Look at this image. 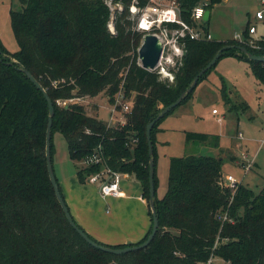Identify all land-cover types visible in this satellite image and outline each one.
Instances as JSON below:
<instances>
[{"label":"trees","instance_id":"16d2710c","mask_svg":"<svg viewBox=\"0 0 264 264\" xmlns=\"http://www.w3.org/2000/svg\"><path fill=\"white\" fill-rule=\"evenodd\" d=\"M222 1L176 0L189 23H193L195 6L207 3L211 11ZM22 2L23 10L12 13L19 50L10 53L0 42V264H206L212 255L229 264H264V187L256 194L241 183L232 193L220 182L223 158L212 155L170 159L167 192L162 198L157 193L155 196L159 228L148 247L116 255L89 244L69 223L50 180L46 159L48 102L20 69L30 71L48 92L55 109L52 134L56 129L64 135L72 161L83 162L101 151L102 163L78 167L79 182L85 183L90 175L106 168L127 173L140 183L142 197L149 204L148 124L162 106L178 99L222 49L221 58L244 60L264 84V63L249 60L239 47L257 55L264 52L234 39H188L183 64L170 83L139 62L144 33L135 29L130 8L133 3L143 7L148 0ZM110 23L115 32L109 29ZM212 69L200 77L198 84ZM225 85L223 82L222 94L229 104ZM121 89L127 98L135 94L131 110L125 113L127 123L121 126H110L89 115L83 105L58 103L96 97L101 92L114 103ZM168 115L152 130L155 188L156 135ZM185 134L188 141L208 144L213 140L214 147L220 146L219 135ZM53 151L52 139V156ZM225 211L233 222L218 219ZM150 215L153 223L151 209ZM152 226L132 245L143 243ZM88 235L101 245L127 246L105 244Z\"/></svg>","mask_w":264,"mask_h":264},{"label":"rangeland","instance_id":"374dc122","mask_svg":"<svg viewBox=\"0 0 264 264\" xmlns=\"http://www.w3.org/2000/svg\"><path fill=\"white\" fill-rule=\"evenodd\" d=\"M22 1L0 0V42L10 53L19 50L12 28V13L23 10ZM107 3L110 5V1ZM257 9L256 0H223L215 4L209 19L213 40L235 39V34L246 28L249 17L253 18ZM157 66L153 71H158ZM223 82L229 104L223 98ZM97 96L95 99L89 96L73 98L71 103L83 105L89 115L99 116L109 124L116 100L112 103L106 92ZM118 109H122L121 106ZM213 109L218 110L217 115ZM220 118L222 122H219ZM160 126L166 130L156 135L158 198H162L168 189L170 159L190 154L223 158L222 180L232 174L256 194L264 187V84L253 75L244 60L235 56L221 58L190 98L168 115ZM186 131L219 135L220 146L214 147L213 140L208 144L188 141ZM52 135L54 172L77 223L94 238L109 245H118L129 235L140 236L148 224L145 205L137 199H130L119 206L114 199H102L97 190L86 184L88 179L85 183L79 182L77 170L85 164L72 161L63 134L55 129ZM131 182L126 189L131 193L140 192L136 179ZM213 258V264H227L220 257Z\"/></svg>","mask_w":264,"mask_h":264},{"label":"built area","instance_id":"2783aa9c","mask_svg":"<svg viewBox=\"0 0 264 264\" xmlns=\"http://www.w3.org/2000/svg\"><path fill=\"white\" fill-rule=\"evenodd\" d=\"M258 9L253 18L249 17L246 28L239 34H235V39L240 43L256 51L264 52V0H256ZM121 10L122 7L118 6ZM207 9V3H200L192 9L191 18L193 23L187 22L181 15V10L176 0H148L143 7L133 3L130 11L135 22V29L146 35H154L162 43V54L157 66V73L162 79L170 83L175 81L176 73L183 64V58L186 55V40L211 41L213 36L204 21V14ZM209 25V24H208ZM111 32H115L113 23L109 24ZM143 43V40H142ZM264 56V55H263ZM140 62V60H139ZM141 64V62H140ZM153 71V70H152ZM73 99L58 100L60 105H67ZM133 96L128 100L124 90H120L116 95V102L111 110L109 117L110 126H121L127 123L125 113L131 110ZM121 106L122 109H118ZM218 113L217 109L213 110ZM223 119L220 118L221 122ZM242 137V134L239 135ZM86 165L102 163L101 151L95 152L92 156L83 161ZM129 174L112 171L109 168L100 173L92 174L88 177L89 182L100 185L101 195L105 198H120L124 195L121 188V181ZM221 185L229 188L235 193L241 184L232 174L220 180ZM233 199V198H232ZM232 201V200H231ZM222 221L233 222L234 219L225 211L218 215ZM217 246V243L215 247ZM214 255L211 256L206 264H213ZM229 264V263H227Z\"/></svg>","mask_w":264,"mask_h":264},{"label":"water","instance_id":"95a60500","mask_svg":"<svg viewBox=\"0 0 264 264\" xmlns=\"http://www.w3.org/2000/svg\"><path fill=\"white\" fill-rule=\"evenodd\" d=\"M210 10H206L204 14V21L206 23V28H209V19H210ZM228 48V47H225ZM239 49L247 55L249 60L251 61H258L264 63V56L253 54L248 51L245 47H239ZM223 49L220 50L212 59L211 61L195 76L191 85L178 97L176 101L173 103L164 106L159 113V115L153 119L147 126V140H148V147H149V154L150 158V166H149V176H150V199H149V206L152 211L153 215V223H152V231L149 234L148 238L139 245H132V242H129L126 247L123 248H115L111 246L101 245L94 241L88 233L79 227V225L74 220L73 216L70 213L69 207L66 204L64 197L62 196L60 185L58 183L57 177L54 172L53 168V161H52V152H51V144H52V126H53V116L55 113L54 104L48 94V92L43 88L40 82L28 71L27 69L20 68L27 77L34 83V85L42 91L44 97L46 98L48 105H49V121L47 127V137H46V159H47V169L50 176L51 183L54 187L57 199L69 221L71 226L92 246L97 247L105 252L120 255L130 251L140 250L146 248L150 245L151 241L154 239L155 235L157 234L159 228V219L155 209V196H156V188H155V159H154V147L152 141V130L154 125L163 117L168 115L174 109H176L181 103L187 98V96L196 88L198 85L199 79L205 73L210 71L221 59ZM2 54V50L0 48V55ZM162 54V43L159 39L154 35H146L143 39V43L139 48L138 55L139 60L141 62L142 67L148 70H155L156 66L159 63Z\"/></svg>","mask_w":264,"mask_h":264},{"label":"crops","instance_id":"0c3cea01","mask_svg":"<svg viewBox=\"0 0 264 264\" xmlns=\"http://www.w3.org/2000/svg\"><path fill=\"white\" fill-rule=\"evenodd\" d=\"M250 16V14H249ZM98 97V96H96ZM96 97H92L93 99H95ZM214 110V109H213ZM212 110V112H213ZM218 114V113H217ZM216 114V115H217ZM94 116V115H93ZM98 118H100L99 116H97ZM101 119V118H100ZM220 122V121H219ZM222 122V121H221ZM166 129L163 128L162 126H160V131L158 132V134L160 132H163L165 131ZM241 133V132H240ZM239 133V135H240ZM241 138V137H240ZM134 177L132 175H129L128 177L126 178H123L122 181H121V188H122V191L124 193V195L120 198H108V199H105L102 195H101V192H100V185L99 184H96V183H91L89 182L88 180V183L86 184H89L88 186H92V190H97V193L102 197V199H104L105 201L106 200H109V199H114L115 200V204H118L119 206L123 205V201H128L130 199H137L139 200L141 203H143L145 205V208L147 210V214H148V224H147V227L146 229H144L141 233L140 236L138 237H135V236H126L125 239L121 240V242L117 243V244H128L129 242H132V243H135V242H138L140 241L142 238L145 237V235L148 233L150 227H151V224H152V220H151V217H150V208H149V204L148 202L146 201V199H144L142 197V187L140 185V183L138 182V184L140 185V189L141 191L138 192V193H131L129 192L127 189H126V186L128 183H132L131 181H133ZM87 181V180H86ZM241 183V182H240ZM61 186V185H60ZM94 192V191H93ZM119 200H121L119 202ZM119 202V203H118Z\"/></svg>","mask_w":264,"mask_h":264}]
</instances>
